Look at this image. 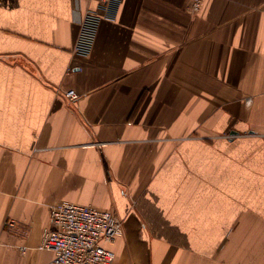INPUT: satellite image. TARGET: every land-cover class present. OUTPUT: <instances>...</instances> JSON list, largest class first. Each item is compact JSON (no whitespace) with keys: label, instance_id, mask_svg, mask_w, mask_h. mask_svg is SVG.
<instances>
[{"label":"crops","instance_id":"crops-1","mask_svg":"<svg viewBox=\"0 0 264 264\" xmlns=\"http://www.w3.org/2000/svg\"><path fill=\"white\" fill-rule=\"evenodd\" d=\"M188 3L0 0V264H51L61 200L113 264H264V0Z\"/></svg>","mask_w":264,"mask_h":264},{"label":"built area","instance_id":"built-area-1","mask_svg":"<svg viewBox=\"0 0 264 264\" xmlns=\"http://www.w3.org/2000/svg\"><path fill=\"white\" fill-rule=\"evenodd\" d=\"M103 4L116 0H99ZM204 0H189L187 10L195 14ZM97 21L90 13L81 20V30L75 49L86 53L91 45ZM69 99L76 94L67 92ZM7 228L15 227L8 219ZM122 220L112 209H100L89 204L61 200L49 210V225L41 232L40 247L53 253L51 264H113L115 252L108 243L122 235Z\"/></svg>","mask_w":264,"mask_h":264},{"label":"water","instance_id":"water-1","mask_svg":"<svg viewBox=\"0 0 264 264\" xmlns=\"http://www.w3.org/2000/svg\"><path fill=\"white\" fill-rule=\"evenodd\" d=\"M235 132V131H234ZM233 133V132H232Z\"/></svg>","mask_w":264,"mask_h":264}]
</instances>
